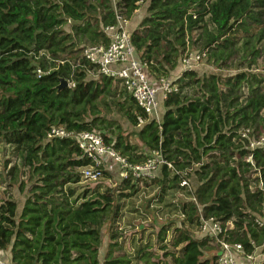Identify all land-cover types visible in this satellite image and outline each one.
Masks as SVG:
<instances>
[{"label": "trees", "instance_id": "obj_1", "mask_svg": "<svg viewBox=\"0 0 264 264\" xmlns=\"http://www.w3.org/2000/svg\"><path fill=\"white\" fill-rule=\"evenodd\" d=\"M143 7L129 27L138 58L158 82L179 75L159 120L120 80L89 75L98 69L83 57L88 46L110 44L104 28L118 15L131 20ZM196 48L232 73L182 71ZM61 79L74 87L58 91ZM114 112L135 130L107 117ZM53 126L99 132L132 163L161 152L172 166L146 184L157 190L151 202L133 209L180 220L163 222L161 253L144 236L129 252L119 232L128 202L142 192L138 182L92 188L82 177L90 161L75 139H49ZM245 129L264 135V0H0V143L19 156L10 175L29 182L20 214L11 196L0 200V250L13 264H217L218 252L205 253L221 241L240 244L245 256L264 254V148L248 149ZM211 218L220 235L195 238L191 230Z\"/></svg>", "mask_w": 264, "mask_h": 264}, {"label": "built area", "instance_id": "obj_2", "mask_svg": "<svg viewBox=\"0 0 264 264\" xmlns=\"http://www.w3.org/2000/svg\"><path fill=\"white\" fill-rule=\"evenodd\" d=\"M114 2V0H113ZM130 20L117 16V24L104 28L105 33L110 38L108 46L93 45L84 48L83 57L97 67V74L90 72L89 75H105L120 80L121 85L136 100L137 104L149 116L156 119L159 111L160 99L165 100L168 94L177 91L174 84L175 78H163L159 80V86H154L148 75L147 65L138 58L136 49L132 44L129 31ZM204 53L190 51L186 53L180 64L182 71L192 70L195 65L202 60ZM38 77L42 71L37 70ZM73 82H68L69 87H74ZM159 120V119H158ZM250 129L242 130L241 136L248 140L247 148L254 150L264 148V135L254 137ZM48 138H72L75 139L82 154L90 161V165L82 169V177L86 182H96L105 176L108 171L107 163L112 161L119 166V176L121 181L130 180L138 182L141 189L143 184H150L160 170L168 163L160 151L151 152L142 163H132L121 155L113 145L107 144L103 136L98 132L74 133L64 126H53L48 132ZM251 161V157L248 158ZM183 187H189L193 191V186L187 180L182 181ZM157 191V190H154ZM192 200H195L193 197ZM264 223V215L261 218ZM201 233L209 236H219L222 232L221 226L213 219L204 220L201 226ZM240 244H230L225 241L220 242L217 264H264V254L257 251L254 254L245 256ZM0 264H13L8 252L0 250Z\"/></svg>", "mask_w": 264, "mask_h": 264}, {"label": "rangeland", "instance_id": "obj_3", "mask_svg": "<svg viewBox=\"0 0 264 264\" xmlns=\"http://www.w3.org/2000/svg\"><path fill=\"white\" fill-rule=\"evenodd\" d=\"M66 30H68V26H66ZM194 51L197 52L198 49L196 48ZM194 69H196L200 74L220 73L222 75H228L232 73L231 70L216 69L214 66H212L211 64L207 62L205 56H203L202 60L195 65ZM92 76L94 78H97V76L95 75H92ZM171 76L174 78H177V76L179 75L176 72H174V73H171ZM163 108H164V105L162 103V100L160 99L159 111H162ZM107 117L117 119L129 133L135 130L134 127L129 124V122L124 118V116L121 113L114 112L113 114L107 115ZM131 139L134 140L135 142H138L137 137H132ZM18 164H19V156H17V154L14 152V148L4 143H0V200L11 196L17 202V204L20 205L24 201L27 195V189L29 186V182H28V178L22 177L20 173L16 174L15 178H13L12 175H10L11 168L14 165H18ZM106 167L108 169L107 174L109 177H104L96 182H88L92 188H95L98 185H102L108 188L116 189L120 186L122 182H121V179H120V176H119V173L116 167L113 164L107 165ZM22 180H24L25 182V188L23 191H21L20 189ZM192 184L195 185V180L192 181ZM143 186L144 187L142 188V192L138 194V197L128 202L129 206L124 211L125 212L124 219H122L119 222V225H120L119 232L123 234V238H126L127 249L129 252L132 251L131 240H135L137 242L140 240L141 236H144V242H147L148 240L152 241V244H153L152 250H154L155 252H160V250L158 249L159 244L157 243L158 242L157 237L159 234V229L164 224L163 222L169 219V220H174V222L177 221L178 223V221L180 220H178L175 214H173L171 218L169 217V215H166V217L164 216L162 218H159L155 216L154 213L148 214V211H147V214H148L147 218L140 217L137 214L136 210H133L135 208L134 204H137L139 206H146V204L151 202V199L155 195L154 187L152 186L147 187L145 184H143ZM142 216H145V215H142ZM107 229L108 227L104 226L103 228V234H104L103 250H105V246L107 247L108 245ZM143 230L145 231L144 235L142 232ZM191 232L194 235V237L197 239H202L205 236L203 233H201L197 229H192ZM218 251H219V247L215 246L214 250L210 252H206L205 254L206 256H212ZM259 252L260 250L257 251V253ZM139 264H142V263H139Z\"/></svg>", "mask_w": 264, "mask_h": 264}, {"label": "crops", "instance_id": "obj_4", "mask_svg": "<svg viewBox=\"0 0 264 264\" xmlns=\"http://www.w3.org/2000/svg\"><path fill=\"white\" fill-rule=\"evenodd\" d=\"M146 7H143L142 9H139L136 13H135V15L133 16V18L130 20V28L131 29H135V27L139 24V22L143 19V17L146 15ZM174 72H178L177 71V69L176 70H174L172 73H174ZM148 75L150 76L149 78H151L150 80H151V83L154 85V86H159V83H158V80H156L149 72H148ZM163 113H164V108L162 109V111H158V114H157V118L158 119H160L161 118V116L163 115ZM111 164H113L115 167H116V169L118 170V173H119V166L116 164V163H114V162H112V161H108V163H107V165H111ZM25 200V199H24ZM23 203H24V201L19 205L18 204V214H20V212H21V210H22V206H23ZM8 254L10 255V253L8 252ZM244 264H246L247 262H243Z\"/></svg>", "mask_w": 264, "mask_h": 264}, {"label": "water", "instance_id": "obj_5", "mask_svg": "<svg viewBox=\"0 0 264 264\" xmlns=\"http://www.w3.org/2000/svg\"><path fill=\"white\" fill-rule=\"evenodd\" d=\"M68 87V81L61 79L60 84L58 85V91H61L62 89Z\"/></svg>", "mask_w": 264, "mask_h": 264}]
</instances>
